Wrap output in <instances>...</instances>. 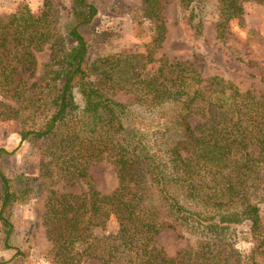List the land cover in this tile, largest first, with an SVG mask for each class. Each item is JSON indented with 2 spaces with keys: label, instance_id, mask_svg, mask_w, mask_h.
Wrapping results in <instances>:
<instances>
[{
  "label": "trees",
  "instance_id": "16d2710c",
  "mask_svg": "<svg viewBox=\"0 0 264 264\" xmlns=\"http://www.w3.org/2000/svg\"><path fill=\"white\" fill-rule=\"evenodd\" d=\"M156 1L144 0L146 9ZM176 1L188 14L183 33L196 35L204 27L202 0ZM254 1L264 7V0ZM216 7L221 39L242 9L236 0H218ZM64 9L43 0L36 14L19 4L0 16V122L14 121L20 141L29 135L40 141L46 166L63 184L86 181L88 166L106 159L117 186L109 194L47 191L41 225L48 263L243 264L220 231L246 225L255 248L264 246V96L217 77L200 80L177 61L158 60L146 73L150 52L90 61L78 28L92 21L95 7L69 0L67 48L57 27ZM47 45L49 61L29 82L34 55ZM108 91L129 94L131 106ZM46 179L8 178L0 170V221L10 226L13 205L40 193ZM109 218L114 231L96 234ZM175 228L192 242L168 257L154 238Z\"/></svg>",
  "mask_w": 264,
  "mask_h": 264
},
{
  "label": "rangeland",
  "instance_id": "374dc122",
  "mask_svg": "<svg viewBox=\"0 0 264 264\" xmlns=\"http://www.w3.org/2000/svg\"><path fill=\"white\" fill-rule=\"evenodd\" d=\"M42 1L0 0V16H7L19 4H25L36 14ZM55 1L65 7L59 12L57 27L62 45L67 48L72 44L67 36L72 26V16L67 10L69 0ZM86 1L94 5L96 15L88 25L79 27L78 32L86 42L90 61L108 55L150 52L151 62L146 73L152 71L158 60L177 61L189 66L200 80L217 77L230 82L240 92L264 96V7L254 0H236L242 14L227 23L221 39L216 38L214 32L218 0H202L204 27L196 35L183 33L182 22L188 14L176 0H157L149 11L144 0ZM34 56L36 69L29 82L41 77L49 61V46ZM107 96L131 106V96L123 91H108ZM190 123L194 125L196 119H191ZM14 128L12 120L0 122V170L8 178L23 175L29 179H47L40 193L36 195L32 191L13 205L8 216L10 226L0 221V264H49L45 255L50 243L41 225L47 191L78 194L91 188L100 194H109L116 188L117 178L110 161L102 159L88 166L86 181L80 180L71 186L63 184L46 166L40 154V141L31 135L20 141ZM43 163L51 170L48 174H42ZM259 208L264 223V202ZM114 228V220L109 218L103 228L95 232L109 234ZM220 234L240 253L243 264H264V246L255 248L246 225L224 228ZM154 241L166 256L172 257L189 245L192 238L175 228L161 230ZM16 250L19 255H15Z\"/></svg>",
  "mask_w": 264,
  "mask_h": 264
}]
</instances>
